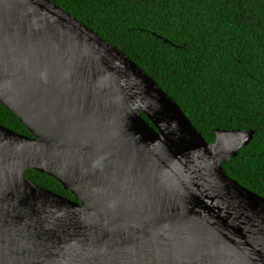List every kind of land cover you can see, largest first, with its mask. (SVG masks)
<instances>
[{"label":"water","instance_id":"95a60500","mask_svg":"<svg viewBox=\"0 0 264 264\" xmlns=\"http://www.w3.org/2000/svg\"><path fill=\"white\" fill-rule=\"evenodd\" d=\"M0 264H264V197L127 54L51 0H0ZM38 171L75 200L27 177Z\"/></svg>","mask_w":264,"mask_h":264},{"label":"trees","instance_id":"16d2710c","mask_svg":"<svg viewBox=\"0 0 264 264\" xmlns=\"http://www.w3.org/2000/svg\"><path fill=\"white\" fill-rule=\"evenodd\" d=\"M151 76L208 143L216 130L253 131L224 167L264 197V0H51ZM0 125L31 137L0 103ZM35 184L66 198L55 179Z\"/></svg>","mask_w":264,"mask_h":264}]
</instances>
